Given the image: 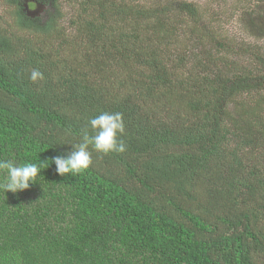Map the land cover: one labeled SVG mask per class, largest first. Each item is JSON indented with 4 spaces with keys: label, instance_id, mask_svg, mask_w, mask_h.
<instances>
[{
    "label": "trees",
    "instance_id": "16d2710c",
    "mask_svg": "<svg viewBox=\"0 0 264 264\" xmlns=\"http://www.w3.org/2000/svg\"><path fill=\"white\" fill-rule=\"evenodd\" d=\"M6 1L0 159L42 170L29 189L0 191V264H264L257 53L229 61L235 45L189 2L65 0L78 12L68 28L65 1L45 21ZM32 69L44 80L32 83ZM105 111L123 113L127 150L92 151L88 170L59 175L50 160Z\"/></svg>",
    "mask_w": 264,
    "mask_h": 264
},
{
    "label": "rangeland",
    "instance_id": "374dc122",
    "mask_svg": "<svg viewBox=\"0 0 264 264\" xmlns=\"http://www.w3.org/2000/svg\"><path fill=\"white\" fill-rule=\"evenodd\" d=\"M65 1V0H62ZM61 1V2H62ZM134 4L144 5L146 8L168 4L176 10L181 7V2L193 3L198 7L199 13L203 16L207 28L216 34L225 43L235 45V49L229 52V61L242 64L246 61L247 55L257 53L260 60L264 61V0H125ZM60 2V3H61ZM60 11L63 13L61 25L68 27L77 22L75 10L68 2H63ZM23 7L26 13L31 17H38L45 21L49 14L54 13L56 6L54 0L47 3H41L37 0H24ZM11 6L6 0H0V27L6 28L7 22H10L9 10ZM164 13V12H163ZM171 14V13H168ZM185 15V13H183ZM189 16V15H188ZM188 16L183 18V23L187 25L192 23ZM256 23V24H255ZM185 25V24H184ZM202 32V31H201ZM145 39L148 38L146 33H142ZM181 35V34H180ZM73 37V35L71 34ZM69 39L68 45L64 42L60 48L61 55H69V48L73 45V38ZM179 39V43H187L190 39ZM206 42V41H205ZM175 48V46H174ZM227 52V53H228ZM259 53V54H258ZM263 58H261L260 56ZM253 61L258 59L253 58ZM263 74V73H261ZM118 89L117 86H115ZM264 262V256H260Z\"/></svg>",
    "mask_w": 264,
    "mask_h": 264
},
{
    "label": "clouds",
    "instance_id": "9594fccd",
    "mask_svg": "<svg viewBox=\"0 0 264 264\" xmlns=\"http://www.w3.org/2000/svg\"><path fill=\"white\" fill-rule=\"evenodd\" d=\"M44 78L40 70L30 71L29 79L32 83H39ZM88 125L82 130L80 141L71 144L72 150L66 156L50 160L56 165L59 175L78 176L88 170L93 163L92 151L107 155L122 154L127 150L126 142L122 139L126 135L123 113L102 112L90 118ZM41 170V165L37 163L16 164L13 159H0V172L3 173L0 191L18 193L29 189L31 184L36 183Z\"/></svg>",
    "mask_w": 264,
    "mask_h": 264
}]
</instances>
